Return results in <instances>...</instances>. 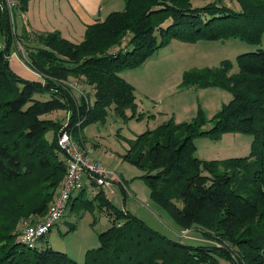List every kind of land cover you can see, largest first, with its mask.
Listing matches in <instances>:
<instances>
[{
	"label": "trees",
	"instance_id": "16d2710c",
	"mask_svg": "<svg viewBox=\"0 0 264 264\" xmlns=\"http://www.w3.org/2000/svg\"><path fill=\"white\" fill-rule=\"evenodd\" d=\"M236 1L240 12L225 6V0L200 7H193L191 0H125L122 11L88 25L79 43L58 31L35 35L37 44L25 51L24 63L39 76L36 82L17 78L9 68L12 36L8 15L0 12V264H78L48 246L31 248L19 242L20 225L26 219L35 224L46 214L66 173V157L57 146L60 126L46 116L69 113L68 132L81 146L82 127L104 121L111 107L124 118L142 119L143 113L136 114L134 88L120 76L122 71L139 67L174 40L259 44L264 0ZM27 2L18 0L19 11L26 10ZM235 61L237 71L223 60L216 67L183 73V88H219L231 94L210 120L211 128L204 129L209 121L202 112L189 123L169 119L137 135L130 148L134 152L124 155L144 172L140 178L150 198L179 228H198L222 247L167 238L116 208L101 189L88 201L82 188L67 201L69 212L76 204L91 210L97 202L113 216L111 226L98 235L99 246L85 251L82 264H264V49L237 55ZM71 77L94 90L92 105L87 96L73 95L66 84ZM43 95L46 100L38 99ZM225 133L250 135L249 155L235 158L234 165L227 159L202 161L195 156V139L218 141ZM32 180L36 189L24 195ZM68 227V233L76 228Z\"/></svg>",
	"mask_w": 264,
	"mask_h": 264
},
{
	"label": "rangeland",
	"instance_id": "374dc122",
	"mask_svg": "<svg viewBox=\"0 0 264 264\" xmlns=\"http://www.w3.org/2000/svg\"><path fill=\"white\" fill-rule=\"evenodd\" d=\"M212 1L191 0V4L193 7H200ZM225 6L236 12L241 11L240 3L236 0H225ZM4 11L0 10V12ZM5 13L8 15L7 11ZM7 17L12 36L10 42L13 46L9 51L12 52L8 57L9 68L17 78L36 82L37 75L21 64L19 60L24 63L27 58L26 52L31 50V47L35 48L37 42L29 37L24 28L19 29L17 27L16 18L14 24L11 22L10 14ZM79 38L77 37L73 42L79 43L82 37ZM3 44L4 38L0 35L1 48ZM115 49L117 50V48ZM260 49H264V35L259 44L245 43L238 39L223 40L222 42L199 41L197 44H183L174 40L166 47L156 51L139 67L122 71L120 76L134 88L138 106L136 114L143 113L142 119L124 118L116 114L111 107L106 111L108 114L104 121L86 124L82 127L80 135L84 139L82 145L85 146L86 150L90 149L92 155L112 170L121 181V184L114 183L105 191L104 195L111 204L120 210L132 213L152 229L172 240L187 245H206L210 249L222 247L212 239L203 236L198 228L188 230L179 228L168 213L150 198V189L140 178L144 172L130 162H126L124 155L134 152L130 148H132L137 135L152 131L169 119H173L176 124L189 123L197 116L198 112H202L206 120L209 121L204 129L211 128L212 122L210 120L216 116L224 104L229 103L232 98L231 94L219 88H183L180 86L183 73L193 68L198 70L216 67L223 60L231 61L234 65V71H237L235 64L237 55L256 52ZM67 82L71 85L76 83L79 86L78 89H74L68 85L77 99L82 95L87 96L88 102L93 104L94 90L86 85L82 79L76 80L71 77ZM38 99L46 100L47 95L38 97ZM125 114L127 117L131 115L130 112ZM46 118L60 126L59 131L67 129L69 113H49ZM67 131L69 130L67 129ZM52 137L53 133L48 131L46 139L51 141ZM251 140L250 135L244 134L225 133L218 141L200 137L194 140L195 156L202 161L223 162L227 159L226 162L234 165L235 158L249 155ZM134 149L136 150L135 147ZM217 170L221 172L223 168L217 167ZM203 175L209 176V173L203 171ZM82 181L83 189H85L84 198L89 201L95 197L98 189L92 187L85 177L82 178ZM32 182L33 180L29 183V187L23 193L24 195L36 189V183ZM122 190L125 191V196ZM19 194L21 195V193ZM175 201L178 206L182 207L178 198ZM93 203L91 210L80 209L82 204H76L75 210L71 212L67 208L64 216L36 242V247L48 246L55 251L67 254L78 264H82L85 251L99 246L98 235L111 226L113 218L110 211L106 208H99L97 202ZM43 217L38 218V220ZM70 224L76 228L68 233ZM18 229H23V225H20ZM220 263L228 264L221 260Z\"/></svg>",
	"mask_w": 264,
	"mask_h": 264
},
{
	"label": "built area",
	"instance_id": "2783aa9c",
	"mask_svg": "<svg viewBox=\"0 0 264 264\" xmlns=\"http://www.w3.org/2000/svg\"><path fill=\"white\" fill-rule=\"evenodd\" d=\"M0 10L10 14L11 22L15 24L16 12L19 10L18 0H0ZM15 55V54H14ZM71 88L78 89L76 83L68 84ZM57 146L64 153L67 161L66 173L56 196L47 209L45 216L32 224L30 220L23 221V229L19 238L28 247H34L36 242L47 234L51 228L64 216L71 196L76 195L84 188L82 178L85 177L90 185H95L104 193L114 183L118 185L121 181L115 173L100 163L90 149L79 145L71 133L61 129L57 134ZM120 187V186H119Z\"/></svg>",
	"mask_w": 264,
	"mask_h": 264
},
{
	"label": "crops",
	"instance_id": "0c3cea01",
	"mask_svg": "<svg viewBox=\"0 0 264 264\" xmlns=\"http://www.w3.org/2000/svg\"><path fill=\"white\" fill-rule=\"evenodd\" d=\"M124 1L28 0L26 10L15 13L16 23L19 29L27 31L31 39L32 35L58 31L62 38L73 42L77 37L81 39L84 36L88 25L103 21L111 12L122 11ZM19 62L27 67L21 60ZM36 77L39 80V76Z\"/></svg>",
	"mask_w": 264,
	"mask_h": 264
}]
</instances>
